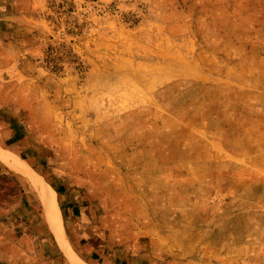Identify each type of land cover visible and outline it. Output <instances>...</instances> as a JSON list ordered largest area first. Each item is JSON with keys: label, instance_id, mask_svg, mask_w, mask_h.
<instances>
[{"label": "rangeland", "instance_id": "374dc122", "mask_svg": "<svg viewBox=\"0 0 264 264\" xmlns=\"http://www.w3.org/2000/svg\"><path fill=\"white\" fill-rule=\"evenodd\" d=\"M8 5L0 264H264V0Z\"/></svg>", "mask_w": 264, "mask_h": 264}, {"label": "crops", "instance_id": "0c3cea01", "mask_svg": "<svg viewBox=\"0 0 264 264\" xmlns=\"http://www.w3.org/2000/svg\"><path fill=\"white\" fill-rule=\"evenodd\" d=\"M8 4H9V0H0V21L2 20L3 16L6 14V11H7L8 6H9ZM6 153L10 158H13L14 160H16L15 155H13L12 153L7 152V151H6ZM19 173L22 174V172L15 170L8 163L4 162L0 158V193L4 194V198L2 197L1 198L2 200L0 202V212H20L21 201H20V188L19 187L21 185V182H20L21 178L19 176ZM23 176H26V175H23ZM26 177L32 183L34 182L33 178H31L29 176H26ZM35 187H36V184H35ZM10 191H12L13 193L14 192L16 193V195L18 197L17 201L13 200V202H12L11 200H9L7 194ZM5 195H7V196L5 197ZM68 209H69V207H68ZM68 209L67 208L64 209V213L67 215H71L69 212L70 209L69 210Z\"/></svg>", "mask_w": 264, "mask_h": 264}, {"label": "bare ground", "instance_id": "6f19581e", "mask_svg": "<svg viewBox=\"0 0 264 264\" xmlns=\"http://www.w3.org/2000/svg\"><path fill=\"white\" fill-rule=\"evenodd\" d=\"M0 158L16 170L23 171L24 169L27 168L24 163L18 162L14 159H11V158H9L8 155H6L2 152H0ZM40 186L42 188H40L39 195H40L41 200L44 203V206L46 207V212H47V215L49 218V223L51 225L50 228H52L53 232L56 234V237H57L60 245L66 250L67 254L71 257L73 264H86V263L82 262L73 253V251L71 250V247L68 244V241L65 238L61 212H60L59 206L56 202L55 191L52 189H45L41 184H40Z\"/></svg>", "mask_w": 264, "mask_h": 264}]
</instances>
